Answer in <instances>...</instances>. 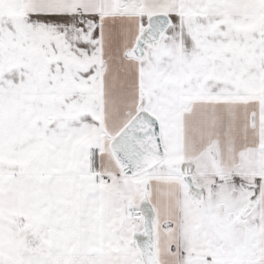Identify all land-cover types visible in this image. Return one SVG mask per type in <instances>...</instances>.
I'll return each instance as SVG.
<instances>
[{
    "label": "snow or ice",
    "instance_id": "6c2138e0",
    "mask_svg": "<svg viewBox=\"0 0 264 264\" xmlns=\"http://www.w3.org/2000/svg\"><path fill=\"white\" fill-rule=\"evenodd\" d=\"M0 264H264V0H0Z\"/></svg>",
    "mask_w": 264,
    "mask_h": 264
}]
</instances>
